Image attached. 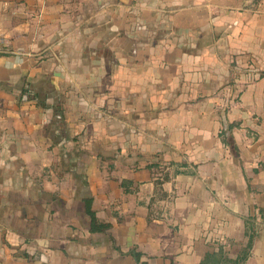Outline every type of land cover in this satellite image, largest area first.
<instances>
[{
    "label": "crops",
    "instance_id": "0c3cea01",
    "mask_svg": "<svg viewBox=\"0 0 264 264\" xmlns=\"http://www.w3.org/2000/svg\"><path fill=\"white\" fill-rule=\"evenodd\" d=\"M250 2L0 0V264H264Z\"/></svg>",
    "mask_w": 264,
    "mask_h": 264
},
{
    "label": "trees",
    "instance_id": "16d2710c",
    "mask_svg": "<svg viewBox=\"0 0 264 264\" xmlns=\"http://www.w3.org/2000/svg\"><path fill=\"white\" fill-rule=\"evenodd\" d=\"M88 213H90V215H91V217H92V221H93V223H94V225H95V217H94V213L91 212L90 208L88 209ZM94 228H95V227H94ZM137 256H138V260H139L140 257H141V255L138 253ZM245 256H246V254L242 255V257H240V259H239L238 262L242 261V260L245 258Z\"/></svg>",
    "mask_w": 264,
    "mask_h": 264
},
{
    "label": "rangeland",
    "instance_id": "374dc122",
    "mask_svg": "<svg viewBox=\"0 0 264 264\" xmlns=\"http://www.w3.org/2000/svg\"><path fill=\"white\" fill-rule=\"evenodd\" d=\"M250 1H253V0H244V4H243V6L251 5L252 2H250ZM254 1H257V0H254ZM162 31H166V30L162 29ZM42 97H43V96H42Z\"/></svg>",
    "mask_w": 264,
    "mask_h": 264
},
{
    "label": "water",
    "instance_id": "95a60500",
    "mask_svg": "<svg viewBox=\"0 0 264 264\" xmlns=\"http://www.w3.org/2000/svg\"><path fill=\"white\" fill-rule=\"evenodd\" d=\"M136 258V257H135ZM137 259V258H136Z\"/></svg>",
    "mask_w": 264,
    "mask_h": 264
}]
</instances>
